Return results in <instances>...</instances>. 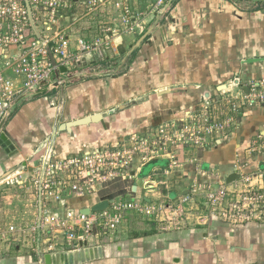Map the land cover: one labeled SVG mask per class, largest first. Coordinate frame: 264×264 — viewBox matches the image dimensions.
<instances>
[{"label": "crops", "instance_id": "crops-1", "mask_svg": "<svg viewBox=\"0 0 264 264\" xmlns=\"http://www.w3.org/2000/svg\"><path fill=\"white\" fill-rule=\"evenodd\" d=\"M134 1L139 10H147L157 0ZM173 3L157 26L134 48L132 54L135 56L126 72L109 78L100 76L103 67L101 71L96 70L97 67H88L105 61V55L102 58L99 55L85 68L87 76L18 101L15 114L6 121L3 130L15 145V151L7 152L0 144V179L14 171L17 164L30 168L39 164L41 155L49 151L61 159L94 151L119 140L126 133L163 123L183 108L195 107L204 94H214L221 89L234 93L238 87L245 88L249 81L264 79V0H176ZM82 29L75 28L74 31L84 35L86 32ZM135 38L134 35L119 37L110 50L117 57L118 49ZM95 114H101L102 119L73 124ZM214 142L202 150L193 165L198 172L203 171L202 178L206 176L210 181H217L231 173L239 174V178L246 173L254 175L257 164L264 174V103L246 106L240 125ZM157 166L160 165H150L140 171L142 176L139 174L138 177L144 182V192L156 190L157 181H148L147 175ZM190 173L187 171L185 176L196 180V175L190 179ZM136 187L135 191L132 187L125 197L120 196L125 199L139 190V186ZM185 191L188 190L183 189V194H187ZM172 195L178 193L173 191ZM100 200H92L77 210ZM145 201L154 203L147 195ZM132 216L140 217L135 211L128 212L119 231L110 236L109 240L115 243L102 241L104 236L102 240L93 236L90 243L101 245L103 256L78 264H194L206 261V254L215 256L217 248H227L224 232L210 235L199 233L198 229L193 240L189 235L175 237L160 231H135L128 237ZM250 234V231L242 234L231 231L229 236L235 242V246L230 245L231 250L237 254L254 251V246L248 250L238 245ZM208 236L211 243L207 241ZM53 240L61 245L55 253L69 250L65 249L64 235ZM192 244L196 250L189 249ZM173 247L177 249L170 253ZM37 252L36 258L34 254H24L23 258L4 256L0 258V264H40L41 254Z\"/></svg>", "mask_w": 264, "mask_h": 264}, {"label": "rangeland", "instance_id": "rangeland-1", "mask_svg": "<svg viewBox=\"0 0 264 264\" xmlns=\"http://www.w3.org/2000/svg\"><path fill=\"white\" fill-rule=\"evenodd\" d=\"M83 1L85 2V0H74L75 3L72 5L74 14L70 17L71 22L75 21L77 11H83V8L82 11L78 10L83 6ZM104 19L107 18L104 17ZM82 25L92 27L94 23H89L84 19ZM82 30H87V28ZM75 36L77 35L72 34V38ZM88 37L92 36L88 35ZM138 37L136 36L125 47L119 48L117 57L104 59L102 63H94L90 69L97 67L96 70H100L103 67L104 71L102 69L103 73L101 72L100 76L104 77L107 76L105 74L113 76L126 72L135 54H132L133 51L129 56L127 55L132 43ZM140 47L141 45L135 52ZM100 71L96 72L97 76ZM211 105H213L212 99ZM214 105L219 106L218 103ZM205 107L206 102L202 98L195 107L183 108L181 112L170 115L163 123L126 133L119 140L98 148L92 153L94 157L90 162L76 166L72 164L71 167L66 168L59 177H56L58 179L54 181V187L62 190L60 195L66 199L67 206L59 203V200L50 193L47 196L41 195L40 200L35 188V167L38 163L32 165L31 168L17 164L16 169L13 170L23 171L22 175L12 181L6 180L0 183V231L5 232L13 227L7 239L0 241V258L4 256L23 258L24 254L35 255L34 258H36L37 251L39 254L43 251L53 252L55 248L50 249L51 245H56L57 249L61 246L55 244L53 239L62 234V229L55 236L46 222L40 224L41 226L44 224L41 230L34 229L38 219L41 221L46 216L45 212L54 209V212L64 215L61 213L62 209L67 210L69 207V209L77 210L79 206L90 203L92 200L113 198L119 195L125 197L132 191L133 185H138L139 190L126 198L134 197L145 201L147 195L157 203L168 197L176 199L177 202L170 199L166 202L177 204L179 208L175 205L170 211L146 219L141 216L139 218L132 216L129 220L128 237L135 231L150 233L160 231L174 234L175 237L189 235L193 240V237H196V229L199 233L208 232L210 235L217 232L222 235L224 232L226 234L224 245H227V248H217L218 252H215V256L209 257L206 254V261L194 264H264V177L261 178L262 169L257 164V171L254 175L245 174L246 177L250 176V180L240 177L228 183L226 178L217 181H210L206 176L202 178L200 175L203 171L198 172V168L193 166L197 163V157L202 150L215 144L212 139L213 135L207 132L199 120L203 117ZM6 120L8 121L9 117ZM205 140L208 142L202 146ZM42 157L43 155L39 160ZM152 157H167L172 161L170 165L157 166L150 170L152 172L150 175H147L148 181L155 180L158 183L154 185L155 194L148 190L144 192V182L138 177L143 165ZM191 168L195 170L192 172ZM187 171L191 172L190 179H193L192 175H196L194 176L196 180H189L185 176ZM183 189H187L188 193L183 194ZM173 191L178 195L171 196ZM231 231L240 234L247 231L252 232L245 238V241L238 245H243L247 249L254 246V251L240 252V254L232 251L230 245L235 246V242L229 236ZM98 237H101L100 240L103 238V236ZM208 238L207 241L211 243V237L208 236ZM109 239L110 236H104L102 241L111 242ZM181 244L186 246L183 240ZM192 245L188 246L189 249L196 250V246ZM65 249L71 248L66 247ZM173 249L170 253L176 251L177 247Z\"/></svg>", "mask_w": 264, "mask_h": 264}, {"label": "built area", "instance_id": "built-area-1", "mask_svg": "<svg viewBox=\"0 0 264 264\" xmlns=\"http://www.w3.org/2000/svg\"><path fill=\"white\" fill-rule=\"evenodd\" d=\"M173 1L157 0L147 10H139L134 0H85L81 6L83 11L77 7L82 12L77 11L75 21L71 22L74 0H0V123L4 118H10L17 105L15 101L18 102L23 95L38 91L55 80L64 82L65 75L82 70L84 62L89 65L95 57L113 49L112 44L119 37L143 34L164 6ZM84 19L93 22L94 26L82 25ZM74 27L87 28L84 30L86 33L77 34ZM72 34L77 36L72 38ZM62 67H66V72ZM203 99L206 107L199 120L215 140L230 134L240 125L246 106L264 103V79L249 81L245 88L238 87L232 94L225 89L214 94L210 92L204 94ZM205 142L208 141L202 142V146ZM94 151L63 159L51 151L44 154L38 169L34 168L35 188L40 200L41 195L50 193L67 206L66 199L60 195L62 190L54 187V181L72 164L90 162ZM22 173L21 170L12 171L4 175L0 183L17 179ZM242 179L250 180V176L244 174ZM107 199L110 203L108 208L88 214L69 207L62 209L64 215L54 212V209L49 210L41 221L38 219L34 229L41 230L44 222L50 226L54 236L62 229L61 235L66 237L67 247L77 248L80 240L88 239L90 242L93 236H112L120 229L129 211L152 217L170 211L175 205L179 208L170 201L151 203L134 197L124 199L120 195ZM41 223L44 224L41 226ZM11 230L13 227L0 231L1 242L7 239ZM49 248L56 251L57 247L53 244Z\"/></svg>", "mask_w": 264, "mask_h": 264}, {"label": "water", "instance_id": "water-1", "mask_svg": "<svg viewBox=\"0 0 264 264\" xmlns=\"http://www.w3.org/2000/svg\"><path fill=\"white\" fill-rule=\"evenodd\" d=\"M171 5V3H167L162 12L159 13V15L155 18V20L151 23V25L148 27L147 31H145L143 33V35L141 36V38L136 42V44L130 49L129 53L127 56H129L134 48L139 45L144 38L157 26V24L159 23V20L161 19V17L165 14V12L167 11L168 7ZM106 59L109 58H115L116 55L113 52V50H109L107 53L104 54ZM99 57H95V59H98ZM102 58V56H101ZM96 61V60H95ZM87 63L84 62L82 65V70H77L75 71L76 73H74L73 75L69 76L67 75V77L64 79V82L62 83H68V82H72L75 79H78L79 77L83 76V75H88L87 73H85V68H87ZM63 72H66V67H62L61 68ZM59 80H55L54 82H52L50 85L45 86L44 88L32 92V93H28L26 95H23L20 99L22 98H26L29 96H34V95H38V94H42V93H46L54 88H57L58 86H60ZM102 115L101 114H95V115H91V116H87L85 118L82 119H78L76 121L73 122V124H79V123H86L88 121H100L102 119ZM6 118H4L2 120V122L0 123V144L3 145L6 148L7 152H13L15 151V145L12 143L11 139L7 136L6 133L3 132V126L6 123ZM64 126L61 127V129H63ZM50 138H48L46 140V143L49 142ZM171 163V159L167 158V157H152L151 159H149L148 162H146L142 168H146L150 165H164L167 166ZM140 176H142L140 174ZM237 178H239V174L237 173H231L227 178L226 181L229 183L231 181L236 180ZM137 189L136 185L133 186V191H135ZM185 193H188V191H185ZM110 206L109 203V199L105 198L102 199L100 201H98L97 203H95L94 205L90 206V207H84L81 209L82 213L88 214L91 211H100V210H104L106 208H108ZM103 256V249L101 245H97V246H92V244L89 242L88 239L85 240H80L79 241V246L77 248H71L69 250L66 251H61L58 253L55 252H45L41 254V259H40V263L41 264H78L80 262H86V261H91L94 260L96 258L102 257Z\"/></svg>", "mask_w": 264, "mask_h": 264}, {"label": "trees", "instance_id": "trees-1", "mask_svg": "<svg viewBox=\"0 0 264 264\" xmlns=\"http://www.w3.org/2000/svg\"><path fill=\"white\" fill-rule=\"evenodd\" d=\"M176 3V0H174V3L173 4H175ZM120 75V74H119ZM106 78H109V77H111V76H105ZM18 107V106H17ZM17 107H15V109L13 110V112L11 113V115L13 116L14 114H15V112H16V108ZM108 198V197H107Z\"/></svg>", "mask_w": 264, "mask_h": 264}, {"label": "flooded vegetation", "instance_id": "flooded-vegetation-1", "mask_svg": "<svg viewBox=\"0 0 264 264\" xmlns=\"http://www.w3.org/2000/svg\"><path fill=\"white\" fill-rule=\"evenodd\" d=\"M91 65H89L88 67H90Z\"/></svg>", "mask_w": 264, "mask_h": 264}]
</instances>
